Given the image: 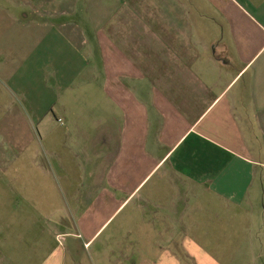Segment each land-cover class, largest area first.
<instances>
[{"label": "crops", "instance_id": "obj_1", "mask_svg": "<svg viewBox=\"0 0 264 264\" xmlns=\"http://www.w3.org/2000/svg\"><path fill=\"white\" fill-rule=\"evenodd\" d=\"M0 264H264V0H0Z\"/></svg>", "mask_w": 264, "mask_h": 264}]
</instances>
